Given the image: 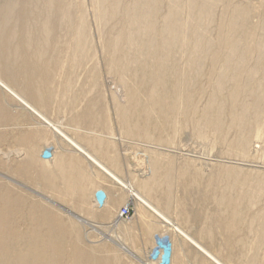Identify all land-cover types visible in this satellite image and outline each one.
<instances>
[{
	"label": "rangeland",
	"instance_id": "obj_1",
	"mask_svg": "<svg viewBox=\"0 0 264 264\" xmlns=\"http://www.w3.org/2000/svg\"><path fill=\"white\" fill-rule=\"evenodd\" d=\"M58 2L66 5L71 23H56L47 40L39 24L23 33L10 23V39L0 38L10 61L29 65L14 73L12 88L219 262L264 264V0H119L114 13L111 1L102 8L97 0ZM173 5L178 13L168 24ZM167 24V33L175 29L174 48L166 42ZM139 26L146 29L129 46ZM231 42H237L235 52L229 51ZM10 98L0 94L10 111L0 135L22 130L24 141L0 143V185L46 210L66 230L61 234L77 237L83 249L109 264H214L107 177L102 183L117 204H107L100 191L96 206H87L85 191L77 188L85 179L73 190L70 184L86 178L90 162ZM16 161L30 175L17 176ZM123 207H130L132 219L117 228Z\"/></svg>",
	"mask_w": 264,
	"mask_h": 264
},
{
	"label": "bare ground",
	"instance_id": "obj_2",
	"mask_svg": "<svg viewBox=\"0 0 264 264\" xmlns=\"http://www.w3.org/2000/svg\"><path fill=\"white\" fill-rule=\"evenodd\" d=\"M111 1V12L114 13L113 11L115 8L118 7L119 5V0H97V3L100 4V7L102 8L103 4L105 2ZM124 1V0H123ZM126 1V0H125ZM146 1V0H145ZM187 1V0H186ZM208 1V0H207ZM62 2V1H60ZM130 2V1H128ZM133 2V1H132ZM199 2V0H198ZM124 3V2H123ZM172 3V2H171ZM200 3V2H199ZM58 0H0V38L4 39V41L8 42L10 39L9 36V31L14 28H9L8 25L10 23H14L13 25H17L16 28H21L19 30H30L29 28H32L33 25L39 24L41 33L43 34L42 39H48L50 38V34L54 30V25L56 23H61L64 21L65 23L68 22L71 23L70 17H68V13L66 12L67 8L66 5L65 8L60 7ZM67 4V3H66ZM137 2H133L134 8L139 7L137 5ZM148 4V3H146ZM62 5V4H61ZM79 5V4H78ZM108 5V7H109ZM123 5V4H122ZM98 6V5H97ZM234 6V5H233ZM187 9L189 11L193 10V4H188ZM201 7V6H200ZM106 8V7H104ZM150 8V7H149ZM147 8V9H149ZM233 8V7H232ZM81 9V8H80ZM107 9V8H106ZM129 9V8H127ZM73 10V9H72ZM150 10V9H149ZM152 10V9H151ZM167 10V8H166ZM186 10V9H185ZM187 10V11H188ZM109 11V9H108ZM107 11V12H108ZM248 11V10H247ZM128 12V11H127ZM229 12V11H228ZM118 13V12H117ZM178 13V9L175 7V5L172 6V11L170 13L171 16L168 17L166 23L171 24L170 20L173 19V15ZM212 13L215 14L213 11ZM238 15L234 16L237 18L239 16V10L237 11ZM236 13V14H237ZM102 14V13H101ZM107 14V13H106ZM109 14V13H108ZM132 14V13H130ZM134 14V13H133ZM147 14V13H146ZM156 14V12H155ZM77 15V14H76ZM119 15V14H117ZM74 16V15H73ZM125 16V15H124ZM131 16V15H130ZM161 16V15H160ZM203 16V15H202ZM100 17V15H99ZM106 17V16H104ZM109 17V16H108ZM148 17V16H147ZM227 17V16H226ZM233 17V16H232ZM113 18V15H112ZM111 18V19H112ZM132 18V17H131ZM144 18V16L142 17ZM162 18V17H161ZM164 18V17H163ZM205 18V17H204ZM239 18V17H238ZM75 19V18H74ZM198 19V18H197ZM76 20V19H75ZM101 20V19H99ZM108 20V19H107ZM110 20V19H109ZM108 20V21H109ZM143 20V19H141ZM235 20V19H234ZM106 21V20H105ZM108 21L107 24L109 23ZM131 21V19L129 20ZM114 22V21H113ZM127 22V21H126ZM147 22V21H146ZM237 22V21H236ZM101 23V22H100ZM130 23V22H129ZM141 23L144 24V22H136V24L140 25ZM20 24V26H19ZM117 24V23H116ZM165 26V35H166V42L170 44L171 48L176 47L175 42H176V35H175V29L170 30L167 33V30L169 28V25ZM201 24V23H200ZM219 24V23H218ZM243 24V23H242ZM57 25V24H56ZM113 25V24H112ZM115 25V24H114ZM113 25V26H114ZM121 25V24H120ZM130 25V24H129ZM232 27L233 25L230 24ZM236 25V23H235ZM252 25V24H251ZM78 26V25H77ZM76 26V27H77ZM103 26V24H102ZM108 26V25H107ZM118 26V25H116ZM59 27V26H58ZM203 27V26H202ZM74 28V26H73ZM80 29V27H78ZM112 28V26H111ZM181 28V27H180ZM242 28V27H240ZM114 29V28H112ZM119 29V28H118ZM146 28L144 26H139L137 27L136 31L134 34H132L130 37H128V45H136L137 42H133L134 37L136 36V39H138L139 31H144ZM203 29V28H202ZM232 29V28H231ZM235 29V28H234ZM233 29V30H234ZM120 30V29H119ZM105 31V30H104ZM111 31V29H110ZM235 31V30H234ZM23 32V31H22ZM35 32V31H34ZM58 32V31H57ZM123 32V30H122ZM121 32V33H122ZM232 32V31H230ZM24 33V32H23ZM68 34V33H67ZM66 34V35H67ZM76 38L80 35L79 31L77 33L74 31L73 33ZM103 34V33H102ZM120 34V33H119ZM192 34V33H191ZM233 34V33H232ZM231 34V35H232ZM242 34V32H241ZM240 34V36H241ZM55 35V34H54ZM73 35V36H74ZM104 35V34H103ZM105 35L106 32H105ZM115 35V34H114ZM118 35V34H117ZM230 35V38H231ZM3 36V37H2ZM25 36H30L28 32H25ZM65 36V35H64ZM233 36V35H232ZM254 36V35H253ZM15 37V36H14ZM38 37V36H36ZM115 37V36H114ZM63 38V37H62ZM83 38V37H82ZM105 38V37H104ZM103 38V39H104ZM200 38V37H199ZM229 38V37H228ZM233 38V37H232ZM231 38V39H232ZM242 38V37H241ZM0 39V94L6 95L14 99L15 101L19 102L21 106V111H26L28 110L30 113L34 114L36 117H38L41 121H43L50 130H52L55 134H58L59 136H62L64 140L73 148L74 152H77L78 155H80L85 161L88 163L90 162L95 166V168H98L101 170L103 173L106 174V176L109 178V180H113L118 186L123 188L128 192V198L130 197L132 201H136L138 205L143 207L144 209L149 210L152 212L156 217L161 219L165 224L170 225L173 230L179 234L181 237H183L189 245L191 244L194 246L199 252H201L204 256L208 257V260L212 261L214 264H222L219 262L210 252H208L200 243H198L196 240L192 239L189 235L184 233L180 228H177L170 222L167 216H165L163 213H161L158 210V206L148 199H145L138 191H136L132 186L126 184L124 181H122L118 176H116L112 171H110L104 164H102L98 158L93 156L90 152H92L89 148L86 149L85 147L79 145L78 143L72 141L68 136L63 134L59 128L51 124L48 119L44 118L42 116V113L38 112L35 107H33L31 104L27 103L22 96L19 95L15 91V89L12 88L11 84L15 80L14 73H17L19 70L24 73L27 71V67L29 66L27 63L23 61H10L9 56H11V51H9V47H7V43L4 42L2 43ZM41 39V40H42ZM85 39V38H84ZM33 40V39H32ZM40 41L39 39H37ZM253 40V39H251ZM74 41V40H73ZM109 41V40H108ZM234 41V40H233ZM248 41V40H247ZM16 42V41H14ZM113 42V41H112ZM111 42V43H112ZM193 42V41H192ZM252 42V41H251ZM68 43V42H66ZM103 43V42H102ZM119 43V42H118ZM136 43V44H135ZM232 43V42H231ZM18 44V43H17ZM36 44V43H35ZM50 44V43H49ZM65 44V43H64ZM70 44V43H69ZM116 44H114V48L116 49ZM189 44V43H188ZM237 42H234L230 44L229 51L230 52H235L237 50L236 48ZM250 44V43H249ZM253 44V43H252ZM59 45V43H58ZM119 45V44H118ZM67 46V45H66ZM70 46V45H69ZM109 46V45H107ZM111 46V45H110ZM125 46V45H124ZM260 47L264 48V42H261L259 45ZM258 46V48H259ZM38 47V46H37ZM61 47V46H60ZM71 47V46H70ZM69 47V48H70ZM77 47V46H76ZM103 47V46H102ZM240 47V46H239ZM29 48V47H28ZM63 48V47H61ZM72 48V47H71ZM112 48V47H111ZM204 48V47H203ZM259 48V49H262ZM202 49V48H200ZM79 50V48H78ZM84 50V49H83ZM117 50V49H116ZM72 51V50H71ZM103 51V50H102ZM113 51V50H112ZM78 52V51H77ZM214 52V51H213ZM30 53V52H29ZM52 53V52H51ZM50 53V54H51ZM114 53V52H112ZM41 54V53H40ZM67 54V53H66ZM76 54V53H75ZM85 54V53H84ZM105 54V53H104ZM117 54V53H116ZM116 54L114 56H116ZM35 55V54H34ZM56 55V54H54ZM107 55V54H106ZM109 55V54H108ZM38 56V55H36ZM65 56V55H64ZM110 57V56H109ZM237 57V56H236ZM246 57V56H245ZM79 59V58H78ZM77 59V60H78ZM124 59V58H123ZM232 59V58H230ZM234 59V58H233ZM238 59V58H237ZM236 59V60H237ZM76 60V61H77ZM115 61V59H113ZM112 60V61H113ZM242 60V58H241ZM251 60V59H250ZM68 61V60H67ZM113 61V62H114ZM117 61V59H116ZM218 61V60H217ZM80 62V60H79ZM206 62V60H205ZM60 63V62H59ZM77 63V62H76ZM89 63V62H88ZM112 63V62H111ZM209 63V62H208ZM75 64V63H74ZM91 64V63H90ZM115 64V63H114ZM211 64V63H210ZM79 65V64H78ZM112 65V64H111ZM116 65V64H115ZM223 65V64H222ZM67 67V66H66ZM96 67V66H95ZM231 67V66H229ZM63 68V67H62ZM69 68V66L67 67ZM92 68V67H91ZM113 68V67H112ZM66 69V68H65ZM70 70V69H69ZM109 70V69H108ZM115 70V68H114ZM120 70V68H119ZM250 70V69H249ZM31 72V69H29ZM121 71V70H120ZM242 71V70H241ZM263 71V70H262ZM81 72V71H80ZM54 73V72H53ZM235 73V72H234ZM96 74V73H95ZM116 75V74H115ZM118 75V74H117ZM2 76L5 77V79L2 78ZM23 76V75H22ZM90 76V75H89ZM19 77V76H18ZM91 77V76H90ZM30 78V77H29ZM87 78V77H86ZM52 79V78H51ZM121 79V78H120ZM125 79V78H124ZM54 80V78H53ZM34 81V80H33ZM51 81V80H50ZM242 81V80H241ZM184 82V81H182ZM194 82V81H193ZM226 82V81H225ZM36 83V82H34ZM184 84V83H183ZM15 86V85H14ZM93 86V85H92ZM185 86V85H184ZM187 86V85H186ZM185 86V88H186ZM224 86V85H223ZM40 87V86H38ZM37 87V88H38ZM94 87V86H93ZM64 88V87H63ZM189 88V87H187ZM229 88V87H228ZM42 89V88H41ZM151 89V88H150ZM153 89V88H152ZM247 89V88H246ZM17 90V89H16ZM39 90V89H38ZM98 90V89H97ZM96 91V90H95ZM150 91V90H149ZM196 91V90H195ZM194 91V93H195ZM52 92V91H50ZM163 92V91H162ZM197 92V91H196ZM34 93V92H33ZM55 93V92H54ZM57 93V92H56ZM101 93V92H100ZM164 93V92H163ZM53 94V93H52ZM31 95V94H30ZM44 95V94H43ZM192 95V94H191ZM169 96V95H168ZM194 96V95H192ZM98 97V96H97ZM10 98V99H11ZM210 98V97H209ZM28 99V98H27ZM99 99V98H98ZM148 99V98H146ZM150 100V99H149ZM154 100V99H153ZM1 101V100H0ZM12 101V100H10ZM100 101V100H99ZM7 102V101H6ZM16 102V103H17ZM198 102V100H196ZM31 103V102H30ZM62 103V102H61ZM13 104V103H12ZM49 104V103H48ZM67 104V103H66ZM162 104V102L160 103ZM220 104V102H219ZM9 105V104H8ZM11 105V104H10ZM164 105V104H163ZM176 105V104H175ZM201 105V104H200ZM222 105V104H221ZM17 106V105H16ZM19 106V107H20ZM49 106V105H48ZM52 106V105H51ZM229 106V105H228ZM11 107V106H10ZM13 107V106H12ZM16 107V108H19ZM44 107V106H43ZM66 107V106H65ZM117 107V106H116ZM121 107V106H120ZM180 107V106H179ZM15 109V108H13ZM67 109V108H66ZM180 109V108H179ZM184 109V108H183ZM8 110V106L3 103H0V128L5 127L4 123L8 122L10 111L8 110L9 113L5 114ZM171 111V110H170ZM14 112V110H13ZM132 112V111H131ZM22 113V112H21ZM28 113V112H27ZM128 113V112H127ZM32 114L30 116H32ZM125 114V113H124ZM171 114V113H170ZM174 115V114H173ZM192 115V114H191ZM46 116V115H45ZM19 117V116H18ZM138 117V116H137ZM33 119V118H32ZM36 119V118H35ZM78 119V118H77ZM103 119V118H102ZM37 120V119H36ZM34 120V122H36ZM136 120H138L136 118ZM31 121V120H30ZM17 122V120H16ZM11 123V122H10ZM20 123V122H18ZM23 122H21L22 124ZM32 123V122H31ZM42 123V122H41ZM90 123V122H89ZM123 123V122H122ZM137 123V122H135ZM8 124V123H7ZM5 124V125H7ZM27 124V123H26ZM20 127L23 125L18 124ZM43 125V124H40ZM137 125V124H136ZM18 126V127H19ZM35 126V125H34ZM33 126V127H34ZM37 126V125H36ZM139 126V124H138ZM201 126V125H200ZM199 126V128H200ZM15 127V126H14ZM23 128V127H22ZM138 128V127H137ZM228 128V126H227ZM135 129V127H134ZM3 130V129H1ZM18 130V129H17ZM42 130V129H41ZM46 130V129H45ZM49 130V131H50ZM139 130V129H138ZM16 131V130H15ZM14 131V132H15ZM20 131V130H19ZM17 133H10V134H1L0 135V143L5 139L8 142H13V141H19L23 142L24 141V132L21 130L20 132ZM47 131V130H46ZM136 131V129H135ZM13 132V131H12ZM84 132V131H83ZM137 132V131H136ZM38 133V132H37ZM130 133V132H129ZM34 134V133H33ZM50 134V133H49ZM138 135V133H137ZM55 137V136H54ZM57 137V136H56ZM34 138V137H33ZM49 140V139H48ZM61 140V139H60ZM95 140V139H94ZM57 142V141H56ZM93 142V141H92ZM17 144V143H16ZM94 144V143H93ZM92 144V145H93ZM2 145V144H1ZM6 146V145H5ZM14 146V145H13ZM9 147V146H8ZM51 147V146H49ZM59 147V146H58ZM257 147V146H256ZM7 148V146L5 147ZM60 148V147H59ZM258 148V147H257ZM256 148V149H257ZM42 149V148H41ZM64 149V148H63ZM7 150V149H6ZM2 151V150H1ZM0 151V152H1ZM17 151V150H13ZM64 151V150H63ZM68 151V150H67ZM73 151H71L73 155ZM164 151V150H163ZM166 151V150H165ZM10 152V151H8ZM27 152V151H25ZM7 153V152H6ZM18 153V151H17ZM42 153V152H41ZM103 153V152H102ZM20 154H22L20 152ZM5 157H7L8 154H3ZM11 155V152H10ZM17 156V154H14V156ZM71 155V154H70ZM69 155V156H70ZM2 156V154H1ZM13 156V157H14ZM15 156V157H16ZM4 157V158H5ZM22 157V156H21ZM25 157V156H24ZM57 157V156H56ZM9 158V157H8ZM62 158V157H61ZM74 158V157H72ZM77 158V157H75ZM80 158V159H82ZM7 159V158H6ZM16 159V158H15ZM19 159V157H18ZM40 159V158H38ZM79 159V160H80ZM10 160V158H9ZM8 160V161H9ZM55 160V159H54ZM81 160V164L82 161ZM103 160V159H102ZM3 161V160H2ZM6 161V160H4ZM19 161V160H18ZM75 161V160H74ZM210 161V160H209ZM53 162V161H52ZM86 162V163H87ZM9 163V162H8ZM7 163V164H8ZM17 163V161L15 162ZM25 163V162H24ZM225 163V161L223 162ZM228 163V162H227ZM18 164V163H17ZM40 164V163H39ZM57 164V163H56ZM77 164V163H76ZM79 164V162H78ZM84 164V163H83ZM230 164V163H229ZM236 164V163H235ZM238 164V163H237ZM240 164V163H239ZM242 164V163H241ZM13 165V164H11ZM26 165V164H25ZM25 165L22 163L18 164L16 168L13 170L17 176L21 175V172L25 174ZM87 164H84V166ZM15 166V165H14ZM80 166V165H78ZM82 166V165H81ZM89 166V165H88ZM92 167V165H90ZM242 166V165H241ZM240 166V167H241ZM249 166V165H248ZM86 167V166H85ZM246 167V166H245ZM253 168V166H250ZM255 167V166H254ZM5 168V167H4ZM34 168V167H33ZM72 168V167H71ZM82 169V168H81ZM85 169V168H84ZM82 169V170H84ZM87 169V167H86ZM89 169V168H88ZM87 169V170H88ZM93 169V168H92ZM111 169V168H110ZM11 170V169H10ZM58 170V169H57ZM77 170V168L75 169ZM84 170V171H87ZM94 170V169H93ZM98 170V171H99ZM116 170V169H115ZM232 171V170H231ZM39 172V171H38ZM83 172V171H82ZM91 172V169H90ZM28 173V172H26ZM85 173V172H84ZM88 173V172H87ZM102 174L101 172H99ZM222 173V172H221ZM23 174V175H24ZM86 174V173H85ZM91 173H89L90 175ZM25 175H30L25 174ZM71 177H75L78 175V173L75 174V172H71L69 174ZM150 175V173L148 174ZM87 176V174H86ZM85 176V177H86ZM104 176V174L102 175ZM91 177V176H90ZM31 178V177H30ZM37 178V177H36ZM107 178V179H108ZM23 179V177H22ZM91 179V178H90ZM10 180V179H9ZM24 180V179H23ZM110 180V181H111ZM81 181V180H80ZM80 181H74L70 184V187L72 190L74 189L75 185H77V182L80 183ZM38 182V181H37ZM143 182V181H142ZM165 182V181H164ZM134 183V182H133ZM66 184V183H65ZM169 184V183H168ZM5 186V185H4ZM0 185V264H109L106 261H104L101 258H96L93 250L91 249H83L81 245H79V240L77 237L74 239H71L69 236L64 233L66 230H63L61 228V225L56 224L52 215L49 214L46 210L42 208H36V207H31L28 205L27 199L17 193L13 194L12 191L14 192L15 190H11L8 187H4ZM55 186V185H54ZM143 186V185H142ZM79 188V187H77ZM59 189V188H58ZM76 189V188H75ZM143 189V187L141 188ZM153 190V189H151ZM166 190V186H165ZM193 190V189H192ZM230 190V189H229ZM78 190L75 192L77 193ZM58 192V191H57ZM154 193V192H153ZM161 195V192H159ZM78 194V193H77ZM124 194V193H123ZM147 194V193H146ZM59 195V194H58ZM66 195V193H65ZM25 196V195H24ZM75 196V194H74ZM100 195H98L99 197ZM102 194L99 197L100 200L102 199ZM166 196V195H165ZM172 197V196H171ZM78 199V198H77ZM154 199V197H153ZM70 202V201H69ZM80 202V201H79ZM117 202V201H116ZM156 202V201H155ZM167 202V201H166ZM105 203V202H104ZM158 203V202H157ZM248 203V202H247ZM76 204V202H75ZM79 203H77L78 205ZM157 207H156V206ZM160 203V207H161ZM104 206V205H103ZM110 206V205H108ZM113 207V206H112ZM164 207V206H163ZM79 208V207H77ZM114 209V208H113ZM102 214V213H101ZM106 214V213H105ZM152 215V214H151ZM215 215V214H214ZM264 215V214H263ZM153 216V215H152ZM212 217V216H211ZM68 218V217H67ZM79 219V218H78ZM82 220V219H81ZM250 220V219H249ZM248 220V221H249ZM204 221V220H203ZM247 221V220H246ZM115 222V221H114ZM159 222V220H158ZM154 223V222H153ZM156 223V222H155ZM162 223V222H161ZM249 223V222H247ZM81 224V223H80ZM121 222L119 219H116V223L114 224L117 228ZM112 225V224H111ZM207 225V224H206ZM90 226V225H89ZM92 226V225H91ZM100 226V225H99ZM157 226V223H156ZM113 227V226H112ZM165 227V226H164ZM157 228V227H156ZM204 231V230H203ZM86 238V237H85ZM257 242V241H256ZM91 243V242H90ZM263 246V245H262ZM126 250V249H125ZM128 252V251H127ZM255 253V251H254ZM256 254V253H255ZM114 260V259H113ZM254 261H250L248 264H254ZM111 264H116L115 260ZM118 264V263H117Z\"/></svg>",
	"mask_w": 264,
	"mask_h": 264
},
{
	"label": "crops",
	"instance_id": "obj_3",
	"mask_svg": "<svg viewBox=\"0 0 264 264\" xmlns=\"http://www.w3.org/2000/svg\"><path fill=\"white\" fill-rule=\"evenodd\" d=\"M96 158H98V157H96ZM98 160L100 162L102 161L101 163L104 164V161L101 160V158H98ZM90 165H92V167L89 166V172L87 173L86 178H79V181L82 179H85V184H83L81 187H80V185H78L79 186L78 190L81 189L82 191H85V193H86V199H87L86 204H87V206H89V207H95L96 206L95 202H94V197H95V194L97 192H100V191H103L105 193V200H106V202H108L107 204H111V206L112 205L115 206L117 204V202L114 201L111 203V201H110V199H111L110 198V196H111L110 195L111 194L110 188L108 186H105L102 183V180H104L105 177H107L106 174L103 173L98 168H95V166L93 164L90 163ZM90 169H91V172H90ZM99 172H101L102 174H100ZM89 173H91V174L89 175ZM103 174H104V176H102ZM80 183H81V181H80ZM94 215H101V214L98 213V214H94Z\"/></svg>",
	"mask_w": 264,
	"mask_h": 264
},
{
	"label": "built area",
	"instance_id": "obj_4",
	"mask_svg": "<svg viewBox=\"0 0 264 264\" xmlns=\"http://www.w3.org/2000/svg\"><path fill=\"white\" fill-rule=\"evenodd\" d=\"M117 219L121 222H128L132 219V211L130 207H123L117 214Z\"/></svg>",
	"mask_w": 264,
	"mask_h": 264
}]
</instances>
